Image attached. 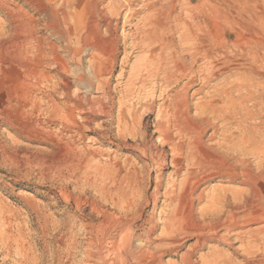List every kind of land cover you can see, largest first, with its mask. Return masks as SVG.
Here are the masks:
<instances>
[{
  "label": "rangeland",
  "instance_id": "374dc122",
  "mask_svg": "<svg viewBox=\"0 0 264 264\" xmlns=\"http://www.w3.org/2000/svg\"><path fill=\"white\" fill-rule=\"evenodd\" d=\"M80 9L71 46L84 61L63 78L104 107H83L85 136L39 80L58 79L56 67L7 44L0 9V264H264V0H82ZM153 29L165 45L188 32L209 48L179 88L133 77L145 61L134 45ZM39 36L70 57L61 39L41 27ZM90 52L99 81H74L91 72ZM192 127L201 129L190 142ZM86 153L111 179L97 183Z\"/></svg>",
  "mask_w": 264,
  "mask_h": 264
},
{
  "label": "bare ground",
  "instance_id": "6f19581e",
  "mask_svg": "<svg viewBox=\"0 0 264 264\" xmlns=\"http://www.w3.org/2000/svg\"><path fill=\"white\" fill-rule=\"evenodd\" d=\"M23 1V5H12L8 3V0H0V9L7 12L8 16V27L9 30L13 35V38L7 43L11 48H15L19 51V54L24 55V60L28 58V56H35L37 52H40L41 59H43V64L45 66H55L56 68L54 71L57 72L58 79L55 77H51L50 73H43L39 80L41 82L47 81L52 83L53 89L51 90L55 94L61 97L64 101L62 104V109H58L62 111L64 117L70 125L71 129L75 130V132L82 134H90L93 133V130L89 127V118H86V113H94L99 109H103L102 104H97L94 100H86L85 103L82 101L80 96L72 93V82L67 81V79L63 78V76L70 78L72 76L71 69L68 67L69 62L73 63L74 61H78L80 65L83 64V58L81 57L82 51L76 50L71 46V39L74 36L78 37V28L76 26L77 23L81 22V5L82 0H21ZM9 6H13L14 9H9ZM1 11V10H0ZM7 25V24H6ZM190 26V25H188ZM192 26V25H191ZM40 27L48 32L50 37L61 39L62 42L65 44L66 52L69 54L70 57L68 59H64L59 55L58 50L54 49L53 45L51 44L49 38H42L39 36ZM158 27V26H157ZM155 28V27H154ZM183 29V28H182ZM195 29V28H194ZM180 33H181V29ZM185 30V29H184ZM166 31V30H165ZM162 32V31H161ZM160 32V29H153L149 33L148 40L145 42H140L134 45V48L138 49L145 54V61L142 64V67L136 72L133 77L140 81L141 83L146 82L147 78L152 79L155 84H162L166 88H170L174 86V88H179L182 80L188 78V75L195 72L194 68L197 65L199 59H208L209 53L207 51L201 52L199 49L201 48V44L197 43L198 41L193 38L195 35H191L188 32L186 34H181V40L174 45H165L163 33ZM169 32V31H167ZM178 32V31H177ZM184 32V31H183ZM193 33V32H192ZM166 35V34H165ZM172 35V34H171ZM197 36V35H196ZM169 37V36H168ZM192 37V38H191ZM195 37V36H194ZM79 38V37H78ZM145 38V37H144ZM171 38V36H170ZM169 38V39H170ZM174 38V37H173ZM201 38V37H200ZM147 39V38H146ZM145 39V40H146ZM167 39V38H166ZM172 39V38H171ZM202 39V38H201ZM168 41V39H167ZM172 41V40H171ZM203 41V40H202ZM176 42V40H175ZM80 43V41H79ZM47 45V46H45ZM173 45V46H172ZM208 45V44H206ZM204 48V47H203ZM52 50V52H48ZM128 51V50H127ZM212 52V50H210ZM260 55V54H259ZM264 55V54H263ZM89 59L87 60V64L91 68V72L87 74L82 68H78L79 71L75 75L76 77L73 78L74 81H83L85 78L90 80L91 78L95 81H99L101 74L98 73L95 69L97 65V57L98 54L95 52H90ZM261 57V56H260ZM20 58L23 59V56ZM211 58V57H210ZM261 60V59H260ZM259 61V58H258ZM263 61V59H262ZM199 63V62H198ZM252 63V62H251ZM263 63V62H262ZM135 67V66H134ZM263 67V66H262ZM54 68V67H53ZM202 68V67H201ZM263 69V68H262ZM202 70V69H201ZM205 69H203L204 71ZM251 70V69H250ZM84 71V72H83ZM200 71V69H199ZM263 71V70H262ZM74 72V71H73ZM198 73V72H197ZM202 73V71L200 72ZM36 73H32L28 77V83L30 84L32 80H36ZM38 74V73H37ZM203 74V73H202ZM56 75V76H57ZM204 75V74H203ZM207 75V74H206ZM146 78V79H144ZM53 79L56 81L53 82ZM60 79V81H59ZM192 79V78H191ZM262 80V79H260ZM94 82V81H93ZM131 82V81H130ZM139 82V83H140ZM248 82V81H247ZM252 82V81H251ZM254 82V81H253ZM259 83V82H258ZM82 84V83H81ZM190 84V83H189ZM254 84V83H253ZM256 84V83H255ZM254 84V86H255ZM260 84V83H259ZM258 84V85H259ZM249 85V84H248ZM252 85V84H251ZM33 86V85H31ZM51 86V87H52ZM242 86V85H241ZM245 86V85H244ZM257 86V85H256ZM255 86V87H256ZM263 86V85H262ZM186 87V86H184ZM239 87V86H238ZM173 88V87H172ZM253 88V87H251ZM259 88V86H258ZM257 88V89H258ZM36 89V88H35ZM186 88H183V90ZM238 89V88H237ZM44 90V89H43ZM77 90V89H76ZM140 90V89H139ZM175 90V89H174ZM181 90V88H180ZM249 90V89H248ZM49 91V90H48ZM104 91V90H103ZM177 91V90H176ZM185 91V90H184ZM189 91V90H188ZM241 89L236 90L237 93L240 94ZM253 91V90H251ZM171 92V91H170ZM182 92V91H180ZM250 92V91H249ZM256 92V91H255ZM47 93V92H46ZM51 93V92H50ZM135 93V92H134ZM186 93V92H185ZM188 93V92H187ZM186 93V96H187ZM48 94V93H47ZM108 94V93H107ZM232 94V92H231ZM242 94V93H241ZM244 94V93H243ZM261 94V92L259 93ZM52 95V94H51ZM50 95V96H51ZM181 95V94H179ZM185 95V94H184ZM185 96V97H186ZM248 96V95H247ZM181 97V96H180ZM231 97V96H230ZM249 99L256 100V102L260 101V95L258 94H249ZM46 98V97H45ZM84 98V97H83ZM228 98V97H227ZM238 98V97H236ZM241 98V97H240ZM56 99V98H55ZM178 99L179 96L176 95L175 103L178 106ZM234 99V98H232ZM243 99V98H242ZM241 99V100H242ZM46 100V99H45ZM48 100V99H47ZM60 100V99H59ZM184 100V99H183ZM182 100V101H183ZM39 101V100H38ZM98 101V100H97ZM174 101V100H172ZM187 102V99L185 100ZM246 101V100H244ZM253 101V100H252ZM33 104H37L36 99H31L30 101ZM181 102V101H179ZM232 102H235L232 101ZM237 102V101H236ZM235 102V103H236ZM243 102V101H242ZM249 102V101H248ZM251 102V101H250ZM249 102V103H250ZM262 102V101H260ZM264 102V101H263ZM85 103V105H84ZM173 103V102H172ZM182 103V102H181ZM226 103V102H225ZM32 104V105H33ZM41 104V103H40ZM39 104V105H40ZM60 104V103H59ZM184 104V103H183ZM264 104V103H263ZM175 104L173 103V106ZM182 105V104H180ZM241 105V104H240ZM34 106V105H33ZM87 106V112H84V108ZM188 106V105H187ZM184 106V107H187ZM238 106V105H237ZM255 105H253L254 107ZM264 106V105H262ZM40 107V106H39ZM42 107V106H41ZM60 108V107H59ZM180 108V107H179ZM182 108V107H181ZM262 108V107H261ZM264 108V107H263ZM186 109V108H185ZM190 109V108H187ZM179 110V109H177ZM260 111V109H258ZM256 111V110H255ZM262 111V110H261ZM264 111V110H263ZM103 112V111H102ZM108 112V111H107ZM216 112V111H215ZM257 112V111H256ZM105 113V112H104ZM179 114V112L176 111ZM175 113V114H176ZM177 114V115H178ZM208 114V113H207ZM212 114V113H211ZM216 114V113H215ZM223 114V113H222ZM254 114V113H253ZM88 115V114H87ZM209 115V114H208ZM227 115V114H226ZM255 115V114H254ZM258 115V114H257ZM206 118V115H204ZM212 116V115H211ZM175 117V116H174ZM209 117V116H207ZM94 118V117H93ZM107 118V117H106ZM203 118V117H202ZM208 119V118H206ZM185 120V119H184ZM205 120V119H203ZM92 122V121H91ZM202 122H200L201 125ZM206 123V122H205ZM106 124V123H105ZM198 124V123H197ZM203 125V124H202ZM209 125V124H208ZM205 126V125H203ZM224 126V125H223ZM179 127V126H178ZM210 127V126H209ZM211 127H213L211 125ZM184 129V128H183ZM182 129V131H183ZM199 129H194L192 127V132L188 133L185 132L186 138H189L191 135L194 136ZM203 129V128H202ZM205 129V127H204ZM181 130V129H180ZM179 130V131H180ZM208 130V129H207ZM181 131V132H182ZM224 131V130H223ZM180 132V133H181ZM216 132V131H215ZM184 133V132H183ZM199 134V133H198ZM201 134V131H200ZM81 135V134H80ZM183 135V134H182ZM183 135V136H184ZM190 135V136H189ZM106 137V134L104 136ZM215 137V136H214ZM196 138V136H194ZM237 138V137H236ZM83 139V138H82ZM186 139V140H188ZM193 139V138H192ZM239 140V139H238ZM243 140V139H242ZM240 140V141H242ZM195 141V140H193ZM233 141V140H232ZM184 142V141H183ZM187 142V141H186ZM185 142V143H186ZM184 143V144H185ZM69 146H74L75 143L73 141H69ZM67 144V145H68ZM88 144V143H87ZM241 144V143H240ZM239 144V145H240ZM186 146V145H184ZM189 146V145H188ZM203 147V146H202ZM81 148V147H80ZM191 148V147H189ZM193 148V147H192ZM230 149V148H229ZM261 149V148H260ZM153 150V149H152ZM80 151V150H79ZM228 151V150H227ZM238 151V150H237ZM82 152V151H81ZM83 152H95L89 149H85ZM87 157L85 161L87 164L90 165V159L88 158L91 156V153L85 154ZM72 158V157H71ZM88 158V160H87ZM263 159V158H260ZM65 161V160H64ZM79 161V160H78ZM93 162V161H92ZM80 163V162H79ZM82 163V162H81ZM100 164V163H99ZM62 168V167H61ZM67 168V167H66ZM85 168V167H84ZM88 168V167H87ZM101 168V167H100ZM104 168V167H102ZM89 170L92 171V174H98V181H106L110 178L108 174H100L99 167L97 165H90ZM88 170V171H89ZM110 171V170H109ZM84 172V171H83ZM120 172V171H119ZM79 173V172H78ZM66 174V173H65ZM86 175V171L84 173ZM83 174V175H84ZM91 174V173H90ZM87 176V175H86ZM96 176V174H95ZM236 176V175H235ZM84 177V176H82ZM116 178V177H115ZM129 179V178H128ZM59 181V180H58ZM111 181V180H110ZM84 182V181H83ZM95 182V181H94ZM104 183V182H103ZM109 183V181H108ZM107 183V184H108ZM63 184V183H62ZM69 184V183H68ZM105 185V184H104ZM92 186V185H91ZM84 195V194H83ZM101 196V195H100ZM106 198V197H105ZM93 203V202H92ZM226 205V204H225ZM224 205V206H225ZM92 207V206H91ZM101 208V207H100ZM223 210V209H222ZM209 214V213H208ZM236 214V213H235ZM234 222V221H233ZM231 224V223H230ZM173 228V227H172ZM219 231V230H218ZM215 237V236H214ZM115 240V239H114ZM226 240V239H225ZM252 240V239H251ZM250 240V241H251ZM228 242V241H227ZM243 243V242H242ZM260 245V244H259ZM243 247V246H241ZM251 247V246H250ZM249 247V248H250ZM93 249V248H92ZM239 250V249H238ZM240 251V250H239ZM120 252V251H119ZM148 253V252H147ZM140 254V253H139ZM255 255V254H254ZM103 256V255H102ZM122 258V257H121ZM130 258V257H129ZM137 259V258H136ZM111 260V259H110ZM258 260V259H257ZM83 261V260H82ZM101 261L106 264V258L102 257ZM115 261V260H114ZM63 262V261H62ZM112 262V261H111ZM160 262V261H159ZM53 263V262H52ZM68 263V262H67ZM84 263V262H83ZM217 263V262H216ZM232 263V262H231ZM247 263V262H245ZM249 263V262H248ZM117 264V263H115ZM230 264V263H229ZM233 264V263H232Z\"/></svg>",
  "mask_w": 264,
  "mask_h": 264
}]
</instances>
